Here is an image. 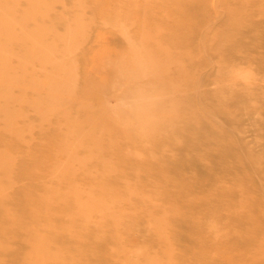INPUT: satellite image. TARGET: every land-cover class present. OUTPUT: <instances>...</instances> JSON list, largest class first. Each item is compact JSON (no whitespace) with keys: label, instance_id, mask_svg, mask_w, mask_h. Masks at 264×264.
I'll return each mask as SVG.
<instances>
[{"label":"rangeland","instance_id":"rangeland-1","mask_svg":"<svg viewBox=\"0 0 264 264\" xmlns=\"http://www.w3.org/2000/svg\"><path fill=\"white\" fill-rule=\"evenodd\" d=\"M44 1L45 6L27 14L30 31L36 23H46L39 29L44 39L33 47L35 61L9 71L23 82L41 81L40 69L47 66L45 61L50 59H66L80 76L85 74L87 80L103 81L108 71L103 62L119 47H135L143 56L151 57L152 47L185 46L194 36L198 50L191 59V68L186 64L189 68L185 71L178 68L183 60L172 48L160 58L158 71L147 74L164 94L155 90L142 96L133 86L114 84L115 98L107 103L114 110L124 111L122 119L115 123L99 110L105 102L102 96L89 94L69 98L67 93H49L39 84L35 88L6 85L4 89L13 96L9 107L14 112L11 117L0 113V157L12 160L14 175L3 181L0 197V215L7 209L9 219L5 221L2 213L0 264H23L34 258L27 248L36 239L27 240L23 234L30 229L50 234L43 248L61 253L58 264H125L129 261L151 264L156 259L166 263L169 257L161 251L163 243L171 247L173 264H264V256L257 254L264 244L258 248L255 241L264 236V124L258 117L252 119L248 112L229 106L237 105L239 97L226 96L227 120L208 104L217 72L248 73L250 70L264 76V49L252 48L258 47L253 46L258 42L264 46V0H233L236 5L245 6L253 18L240 19L241 33L235 37L241 39L233 45H224L219 52L215 51L218 39L227 38L240 27L238 20L231 19L237 18L239 13L235 14L231 8L232 0H182L185 10L178 15L177 3L172 0ZM132 3L153 5L154 14L163 17L148 14V22L160 23L167 34L173 31L179 46H165L150 24H137L136 13L132 15L134 21L132 17L124 20L121 14L125 6ZM27 6L26 0H19L10 10L21 13ZM110 11L118 14L109 19ZM249 20L256 22V31H249ZM245 22L248 26L244 28ZM75 25L80 27L72 37L57 36L63 34L66 27ZM150 37L156 40L155 44L149 41ZM27 44L22 38L15 43L8 42L0 48V55H20ZM245 55L248 60H243ZM11 59L15 62L14 57ZM240 79L242 77L236 76V80ZM186 80L184 93L192 97L203 119L230 139V150L238 155L237 159L233 160L222 147L199 148L201 144L196 148L206 156L197 153L182 156L180 147H176L164 156L168 163L145 159L141 149L150 140L163 139L169 128L178 125L179 119L159 115L158 125L150 120L134 126L135 120L130 118L127 109L142 106L155 115L152 110L155 105L169 106L176 102L179 110L184 106L180 88ZM77 84L92 88V84L82 80ZM133 94L139 97L134 105H129L125 99ZM120 96H123L122 104L116 108ZM34 100L39 101L38 108L31 105ZM76 101L87 107H79ZM3 102L0 99V103ZM47 104H52L53 108ZM260 117H264L263 112ZM194 121L189 128L198 125L199 118ZM152 126L162 131L146 134ZM189 134L187 138L191 140ZM134 140L138 145L129 146L131 152L128 153V145ZM61 164L66 169L53 173ZM219 180L224 186L214 191ZM42 187L55 192L51 196L52 205L45 217L32 221L30 205L34 197L43 196ZM219 188L223 190L220 192ZM189 196L195 203L187 202ZM58 197L62 205L57 204ZM91 198L101 204L96 207L79 204ZM237 199L245 203L243 210L234 209ZM71 208L78 210L81 225L78 226L79 221L75 219L71 228L74 237L69 239L57 230L67 222L66 214ZM109 222H115V229ZM154 230H162L166 238H158ZM153 254L158 255L157 258L149 260L148 255Z\"/></svg>","mask_w":264,"mask_h":264},{"label":"bare ground","instance_id":"bare-ground-1","mask_svg":"<svg viewBox=\"0 0 264 264\" xmlns=\"http://www.w3.org/2000/svg\"><path fill=\"white\" fill-rule=\"evenodd\" d=\"M18 1L19 0H0V48H2L8 42H14V43L16 41L18 42L19 38H22L24 39V41L28 42L26 49L20 55L13 56L12 54L10 55L9 53L7 55H0V65L2 66V69L0 70V99L4 101L3 103H0V113L1 115H4L5 117H11V115L14 112L9 107V103L12 100L13 96L10 95L9 92L6 91V89H4L6 85L16 84V85H19L21 88H30V87L35 88L39 84V87L45 89L49 93H54L55 91L65 93V94L67 93L69 98H72V96L74 97L75 95L76 96H89V94H95L98 96H102L105 102H103L99 106V110L102 114H104L107 117L109 121H112V123H115L116 121L122 119L124 115V111L123 110L118 111V109L114 110L113 108L109 107L110 105L109 103H107V100L110 101L111 99L115 98L114 93H112L113 92L112 87L114 86V84H117L118 86H121V85L133 86L135 87V89L138 90L135 92L142 93V96H146L150 91H155V90L158 91L160 94H164L163 89L159 87L158 83H156L154 80H150L147 78V74H149L150 72H154L155 70L158 71V68L160 67V58H162V55L164 53H168L171 50H173L172 48H174V51L175 49L177 50L179 57L182 58L183 60L181 63L179 62L178 68L181 71H185L189 68L188 65L189 66L191 65V62H192L191 59L195 56L198 50V48L195 47V44H194V41H195L194 36H191V38H189L190 41L188 42V45H185V46L152 47V50L154 51L151 57L143 56L140 50L135 47H127V49H125V47L124 48L119 47L118 51H116L114 55L108 56L105 62H103V65L108 70L107 73L105 74V78L103 79V81H100L99 79H96V78L87 80V76L85 74L80 76L78 73L75 72V70L71 68L70 61L66 59H61V60L60 59L59 60L50 59L48 62L45 61L47 66L46 65L42 66V68L40 69V72L42 75L41 81L39 80L37 82L31 79H28L23 82L22 80H20L19 77L11 75L9 71L14 69L15 67L28 65L29 61H30V65H32V63L35 61L33 57V50L35 48L33 47L35 46V44L39 43L41 39H44L42 31H39V29H41V27L43 26H46V23H42V22L38 24L36 23L34 27L31 28V31H30L27 28V24L29 22L27 18V14L28 12H30L31 10L35 8H41L45 6V1L44 0H26L28 2V6L21 13H15L12 10H10L11 9L10 7H12ZM172 1L177 3V8H178V9L176 8V10L178 11V12L176 11L177 15L183 14L185 10L184 9L185 2H183L182 0H172ZM232 3L234 5L231 8L234 9L235 14H236V11L239 13L236 14L238 15L237 18H231V19L232 20L234 19L235 21L238 20V25L240 27L237 28L235 32L232 33L227 38L220 37L218 39V44H217V47L215 48V51L217 50V52L222 50V47H224V45H233V43H236L241 39L239 37L238 38L235 37L236 35L240 36V33H241L240 31L242 29L241 27L242 25L240 24V19L253 18V14L249 12V10L245 8V6H243L242 4L236 5V1H233ZM154 9L155 8L153 7V5L145 4L142 6H138L135 3H132V4H128L125 6V9H124L125 11L121 15L124 16L123 19L126 20L129 17H132L134 13L138 14L139 20L137 24H140V25H144L146 23L150 24L153 27L154 32L156 34L158 33L161 36V40L164 42L165 46H175V45L179 46L178 37L172 33L173 31L171 33L168 32L167 34L166 33L167 30H165L163 26L161 27L160 23L157 24L155 22L154 23L148 22L147 20L148 14L152 16H157L154 14ZM116 13L117 11H110L108 18L111 19V17L113 16L116 17ZM162 17H158V18H162ZM134 20L135 19H133V21ZM24 23L26 24V27H24L25 26ZM250 23L251 25L249 27V31H256L257 30L256 22L252 20L250 21ZM22 24L24 26H22ZM243 26L245 28V26H248V24L247 23L243 24ZM79 27H80L79 25H75V27H66L64 31L61 32L63 34H57V36L59 37L60 35H62L63 37H65L68 35V37L69 36L72 37L75 34V32H77V29ZM174 30L176 31V29ZM175 31L174 33H176ZM149 41H151L153 44L156 43V40L151 37L149 38ZM253 46H258V47H252V48L264 49L262 42L253 44ZM12 57L15 58V62L11 61ZM248 59L249 57H247L246 55L243 56V60H248ZM192 70L194 72V69ZM257 74L258 73L250 71V70L248 73L247 72L242 73V72L235 71L232 73L224 74V73L217 72V75L212 80V84H214L215 87L210 89V98L208 100V104L210 108L218 112V114H220L221 117L227 120L226 112L228 111H225V108H224V106H226L225 105L226 96L231 95V96L239 97L237 105L233 106L230 104L229 106L233 107V110H244L248 112V114L250 115V118L252 119L254 117L255 118L258 117L259 122L264 124V117L263 118L260 117V114L262 112L264 113V76L260 74L257 75ZM70 76L72 78H70ZM236 76L239 78L242 77V79L238 81L236 80ZM245 79L246 81L243 82L242 80H245ZM255 79L256 81L254 82ZM79 80L84 81V83L88 85L92 84V88L88 89V88H83L79 86L77 84ZM229 83H232V84H229ZM182 84L180 88L181 89L180 95L182 96L183 98L182 101L184 102L183 108L177 110L178 106L176 105V102L171 103L169 106L155 105L152 108L155 114V115H151L152 117L151 120L153 121V124L156 123V125H158L157 121L159 120V117H160L159 115H164L165 117H168L171 119H173V117H178L179 121L176 127L172 129L169 128L170 130L168 131V133L163 139L150 140L147 143V146L141 149L143 154H145L144 156L145 159L151 158V159H154V161L160 160L161 162L166 161V163H168V161L164 159V156H166V153L170 151L172 152L173 150H175L176 147L178 148L180 147L182 156L184 155L187 156V154H190V153L191 154L197 153L196 155L198 156H203V155L206 156L205 154H201L200 152H198L199 149H197L196 147L199 146L200 144L202 146H199V148H203V146L205 147L206 145L208 146V149H216L218 146L222 147V149H224V152H226V154L228 153L227 154L228 156H231L233 160L237 159L238 155L236 153L233 154V152L230 150V147H231V144H229L230 139L226 137L223 133H221L222 131L218 129L214 124H212L210 121H206V119H203L199 111V108H197L196 105L194 104L192 97L184 93L183 89L185 88L184 86L187 84V80L182 82ZM138 97L139 96L135 94L128 95V97H126L127 99L125 100L126 102L128 101L127 103L129 105H134L137 102L136 99H138ZM195 97H196V94H195ZM215 97H217L218 100H214L213 98ZM122 98L123 96H120V99H118V105L116 106V108H118L119 106L121 107ZM144 100L145 98H143V101ZM38 102H39L38 100H34L33 102H31L32 104L31 103L30 104L33 107L38 108L37 106ZM47 105L48 107L53 108L52 104H47ZM76 105H78L79 107L81 106L87 107V105L79 104L78 102L76 103ZM233 110L230 112L232 113ZM231 113H229V115ZM150 114H153V113H150ZM197 118H199V122L196 123L198 125H192L193 127L189 128L188 125H191V123H195L194 119H197ZM136 123L138 124V122L136 121L132 122V125L135 126ZM30 126H31L30 123L27 124L28 128ZM204 129H206L207 136H206V133L205 135L203 134ZM161 131H162L161 128H159L158 126H152L151 128H149L146 134L155 135V134H159V132ZM189 132H190L189 138H191V140L187 138V135ZM196 135L198 136L196 137ZM224 143H226V145ZM137 145L138 143H136L135 140L132 141V145H128V149H127L128 153L131 152V149H130L131 146L136 147ZM140 146L142 147L143 145H140ZM39 166L40 165L34 168L36 169V171L34 172H37V169L39 168ZM13 167L14 165H13L12 160H9L6 158L0 159V197H2L1 192L4 189L3 181L9 175L13 174ZM63 169H66L65 165L61 164L60 166H58L57 169L54 168L52 172L54 173L57 171L58 173H60L63 171ZM243 173L245 174V171H243ZM218 183L220 184H215V186L213 187L214 191H216L218 187H222L223 185L221 180H219ZM57 187H58V184L55 185L54 188H57ZM103 187L107 189L108 191H111V188H107V186L105 185H103ZM42 189H43V196L34 197L33 201L31 202L32 204L30 205L32 206L31 208L32 213L30 215V219L32 221L35 219H36L35 221H37V220H40L39 218L45 217L46 213H48L47 211L49 210V206L52 205L51 196H53L55 192L50 191L47 187H42ZM222 190L223 189L219 188L220 192ZM193 199L194 198L192 197L190 198L189 196V199H187V202L195 203L193 202L194 201ZM61 201L62 199L58 197L57 204L62 205ZM75 202L76 200L73 199L72 203H75ZM79 204H82V205L87 204L89 206L91 205V206L96 207L100 205L101 202L99 200H96L95 198L93 199L91 198L87 203H79ZM245 206H246L245 203L241 202L238 199H237V202L233 204L234 209L238 211L243 210ZM2 213L6 217L2 216ZM2 213L0 215V221L3 220L2 217H4L5 221H9L7 209L2 210ZM66 217H67V222L65 223V225L59 227L57 231L60 235L71 239V237H74V234H72L73 231L71 230V228H73L74 221L76 219V222H78L81 216L79 215V212L76 208L75 209L71 208L67 212ZM126 221H129V219H127ZM80 225H81V222L79 221L78 226ZM109 226H111L112 229H115L116 224L115 222H109ZM1 231H2V225L0 226V233ZM153 233L158 238H163V239L166 238V234H164L162 230L161 231L154 230ZM23 234L25 238H27V240L36 239L35 242L30 244L29 247L27 248L28 253H31L32 255H34V258L27 262H24L23 264H48V263L58 264L60 262V258H61L60 252L49 251L43 248L47 246L50 240L49 239L50 234L48 235L47 232L43 233V232H38L36 230L33 231L31 229L30 231L26 230V232H24ZM255 241H256V244L258 245L257 247L260 248L261 245L264 244V236L257 237ZM2 248H3V245L0 243V249ZM161 251L163 254H166L169 257L168 262L163 263L161 261H158L156 259L157 258L156 256L158 255L153 254V256L148 255L149 260L152 259L153 257L156 259V261L151 264H173L172 260H170L172 258L170 245L168 243H163ZM257 254H259V256H264V248L260 249ZM63 262L64 261H62V263ZM125 264H136V263L133 261H129V262H126Z\"/></svg>","mask_w":264,"mask_h":264},{"label":"clouds","instance_id":"clouds-1","mask_svg":"<svg viewBox=\"0 0 264 264\" xmlns=\"http://www.w3.org/2000/svg\"><path fill=\"white\" fill-rule=\"evenodd\" d=\"M127 110L130 114V118L140 124H145L152 119L150 112L145 107L131 106Z\"/></svg>","mask_w":264,"mask_h":264}]
</instances>
